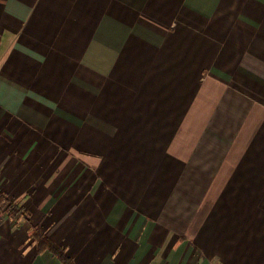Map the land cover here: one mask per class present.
I'll return each instance as SVG.
<instances>
[{"label":"crops","instance_id":"0c3cea01","mask_svg":"<svg viewBox=\"0 0 264 264\" xmlns=\"http://www.w3.org/2000/svg\"><path fill=\"white\" fill-rule=\"evenodd\" d=\"M0 195V264H264V0H0Z\"/></svg>","mask_w":264,"mask_h":264},{"label":"trees","instance_id":"16d2710c","mask_svg":"<svg viewBox=\"0 0 264 264\" xmlns=\"http://www.w3.org/2000/svg\"><path fill=\"white\" fill-rule=\"evenodd\" d=\"M0 199H1V195H0ZM38 238H40L38 236ZM44 240H46L50 246H46L45 244L43 245H39V252L43 251L44 249H49L55 256H57L59 258V260L63 263V264H75L71 259H69L66 256V253L63 249L55 246L52 242H50L47 238H44Z\"/></svg>","mask_w":264,"mask_h":264},{"label":"rangeland","instance_id":"374dc122","mask_svg":"<svg viewBox=\"0 0 264 264\" xmlns=\"http://www.w3.org/2000/svg\"><path fill=\"white\" fill-rule=\"evenodd\" d=\"M12 214L15 217H19L21 215V212H20V210L18 211V210H15L14 209V211L12 212ZM34 235L36 237V238H34V240H35V242H36V244H37L38 247H39L40 244L41 245L45 244L46 246H50V244L46 240H44V238H38V234L37 233H35Z\"/></svg>","mask_w":264,"mask_h":264}]
</instances>
